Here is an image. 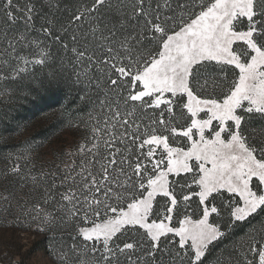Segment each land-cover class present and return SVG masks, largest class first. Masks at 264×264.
Segmentation results:
<instances>
[{
	"label": "snow or ice",
	"instance_id": "obj_1",
	"mask_svg": "<svg viewBox=\"0 0 264 264\" xmlns=\"http://www.w3.org/2000/svg\"><path fill=\"white\" fill-rule=\"evenodd\" d=\"M39 5L0 0V85L75 77L99 116L69 153L79 164L38 180L21 156L4 173L38 194L15 203L36 231L71 241L41 264H264V140L249 135L264 124V0H93L69 24L110 19L68 40ZM241 222L250 230L215 252Z\"/></svg>",
	"mask_w": 264,
	"mask_h": 264
},
{
	"label": "trees",
	"instance_id": "obj_2",
	"mask_svg": "<svg viewBox=\"0 0 264 264\" xmlns=\"http://www.w3.org/2000/svg\"><path fill=\"white\" fill-rule=\"evenodd\" d=\"M92 2L93 0H53L56 6L49 9L47 6L48 0H40L39 6L42 8L43 16L52 19L58 30L67 28V33L61 31V35L68 40L72 34L79 36L90 28H102L103 24L110 19L107 10L100 9L98 13L94 14L96 19L89 18L83 20L80 24L75 22L69 24L71 15L77 9L90 7ZM0 22H2V18H0ZM34 22L36 26L40 27L41 23H43V18L34 17ZM37 75L39 76L30 77L26 81V83L31 84V87L12 90L14 94L10 96L7 103L0 107V158L9 146L16 143V136L24 128L29 127L30 121L35 118L37 112H50L53 116V121L37 130L35 140L51 144L55 143L56 140L64 142L65 138L63 136L65 135L66 125L70 122L72 123L71 128H75L76 123L78 124L81 118L82 124H84V133L90 135V128H86V125L92 124V120L89 117L90 115L92 118L94 117L98 106L82 99L86 93L92 96V91H94L87 81L74 83V78H60L56 81H50V79H45L43 73ZM19 92H23V95L21 96ZM58 133L62 134H60L59 138H55ZM249 135L256 141L264 140V124H261L259 119L251 124ZM60 153L62 155L68 153L66 144L61 147ZM189 211L196 214L193 218L199 215V209L195 202L191 203ZM210 222H212V218H210ZM220 222L223 223V221ZM253 223L258 222L254 221ZM173 224L175 225V220ZM249 230V225L243 222L231 227V237L218 244L214 251L218 253L220 249L230 246L234 240H239ZM53 235L57 237L56 240L52 239ZM61 235H64L63 230L50 233L41 239L49 253H52L53 245L71 243L66 235L64 240L61 241ZM136 237L134 235L131 237L126 235L121 237V239H138Z\"/></svg>",
	"mask_w": 264,
	"mask_h": 264
},
{
	"label": "rangeland",
	"instance_id": "obj_3",
	"mask_svg": "<svg viewBox=\"0 0 264 264\" xmlns=\"http://www.w3.org/2000/svg\"><path fill=\"white\" fill-rule=\"evenodd\" d=\"M35 28L38 30L40 27L35 25ZM37 34L36 31L32 33L33 36ZM37 74H40V72H37L35 77L39 76ZM72 78L75 80V77ZM19 93L21 96L23 95V92ZM12 94L14 92L11 88L5 93L4 86L0 85V107L9 101ZM98 118L99 116L96 112L93 120ZM81 119L78 124L76 123L75 128H71L72 123L70 122L66 125L65 135L63 136L65 138L64 142L56 140L53 144L44 143L34 138L39 128L53 121V116L48 111L37 112L35 118L30 121L29 127L24 128L16 136V143L9 146V148L7 147L8 149L1 155L0 194L12 193L13 206L9 208L7 202L0 201V264H41V262L55 259V256L50 255L51 253L45 249L44 243L41 242V239L50 233L36 231L35 224L32 223L30 217L21 215L15 207L16 200L21 197L27 199L28 206L31 207L33 200L38 199V194L35 196L29 194L30 183L27 187L22 188L21 181L17 177L12 175L5 176L4 173L16 161V158L21 156L27 157V159L20 160L22 169L30 171L31 175L36 176L38 180L40 173L50 170L53 163L63 166L64 163L71 164L75 160V163L79 164V159L69 157V153H75L77 145L85 142L84 137L87 133H84V124H82ZM60 134L62 133H58L55 138H59ZM29 140H31V148L34 151L25 152V149L29 147V144L26 143ZM65 144L68 148V153L62 155L60 153L61 147ZM36 145L42 146L37 148ZM46 210L52 211L51 206ZM134 236H137L136 238L138 239L140 238L139 233H135Z\"/></svg>",
	"mask_w": 264,
	"mask_h": 264
}]
</instances>
